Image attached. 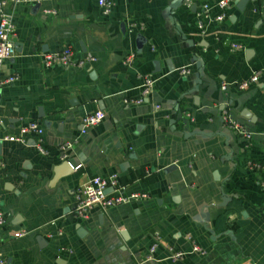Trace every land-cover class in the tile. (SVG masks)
I'll list each match as a JSON object with an SVG mask.
<instances>
[{"label": "crops", "instance_id": "crops-1", "mask_svg": "<svg viewBox=\"0 0 264 264\" xmlns=\"http://www.w3.org/2000/svg\"><path fill=\"white\" fill-rule=\"evenodd\" d=\"M111 2L108 14L98 0L5 8L15 54L2 73L17 79L0 86V138L34 120L46 150L32 135L25 144L0 141L6 264H264V170L250 166L264 164V73L236 85L264 68V0H247L242 11L233 2L220 21L217 0ZM204 2L202 30L195 14ZM67 46L93 60L43 64L41 54ZM145 75L155 79L151 94L125 103ZM96 111L102 120L82 133V118ZM111 174L124 193L147 197L77 217L75 188Z\"/></svg>", "mask_w": 264, "mask_h": 264}, {"label": "built area", "instance_id": "built-area-1", "mask_svg": "<svg viewBox=\"0 0 264 264\" xmlns=\"http://www.w3.org/2000/svg\"><path fill=\"white\" fill-rule=\"evenodd\" d=\"M37 0H0V86L5 83L13 82L17 79V74L4 75L2 73V67L4 62L12 58L15 54V46L13 38L15 36V28L14 25L9 18V16L5 12V8L7 4H26V3H34ZM234 2V0H217L215 2L216 7L219 9V13L213 18L216 21L222 20L226 14L225 10ZM111 0H98V5L102 9L104 14H108L111 7ZM210 4L202 3L199 6V10L196 12V19L198 28H204V20H207L210 15ZM46 13H55L53 10H46ZM234 48H240L241 45L233 44ZM42 62L45 66H49L52 64L61 65L63 67H82L86 63L93 60L92 57L85 56L82 59H76L73 56V50L70 46L63 48L60 51H56L53 53L41 54ZM133 55H129L127 60ZM189 71L187 69L180 70V74H187ZM264 73V68L261 70L254 71L247 80H243L241 82L236 83L237 87L240 89L247 88L250 84L256 83L259 76ZM155 79L152 75H145L140 83V94L136 98H125L124 102L129 104H139L148 98L151 94L154 87ZM226 85H222L221 89H225ZM159 105H156L157 109ZM103 113L101 111H96L90 114H86L82 118V133L85 132L88 128L97 125L103 118ZM223 122L226 127L231 128L236 134L246 138L247 141L250 140L251 134L245 129L244 125L232 120L228 116L223 117ZM42 134L43 128L36 121H28L24 125L19 128V131L15 135L3 136L0 138V141H10V142H19V143H27L28 136H34L35 141L34 145L37 150L45 154L46 150L42 145ZM71 146V142H64L60 146V151L65 152ZM62 157H65V154L62 153ZM250 166L256 170H264V164L251 162ZM78 167V166H77ZM110 189V190H109ZM109 190V191H108ZM146 194H138V193H124L122 186L118 181V177L116 174H111L109 176H93L84 184L77 186L73 193V210L77 217L86 218L89 212L93 208L106 209L111 206H115L122 203H128L132 200H136L138 198H146ZM6 222L5 213L0 209V227L4 225ZM25 233L24 230H19L14 232L13 237H20ZM1 239H0V247H1ZM154 244L151 246L150 251H153L155 248ZM193 251L203 253V251L197 246L193 245ZM182 252L177 251L175 254H172L171 258L173 260L182 258ZM0 264H6V260L2 255L0 249Z\"/></svg>", "mask_w": 264, "mask_h": 264}, {"label": "water", "instance_id": "water-1", "mask_svg": "<svg viewBox=\"0 0 264 264\" xmlns=\"http://www.w3.org/2000/svg\"><path fill=\"white\" fill-rule=\"evenodd\" d=\"M246 2H247V0H234V3L236 4L237 8H239V10H241V11L244 9V6H245ZM137 39H138V42H140V36H138ZM251 53H252V50H249V49L246 50L245 51L246 57H249L251 55ZM246 116L249 117V114H247ZM66 165L68 167H71V165L68 162H65V166ZM79 233H81V232H79Z\"/></svg>", "mask_w": 264, "mask_h": 264}]
</instances>
